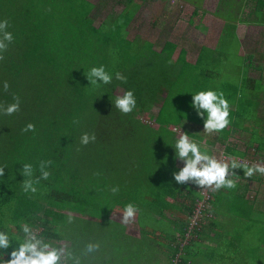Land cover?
Masks as SVG:
<instances>
[{
    "label": "trees",
    "instance_id": "16d2710c",
    "mask_svg": "<svg viewBox=\"0 0 264 264\" xmlns=\"http://www.w3.org/2000/svg\"><path fill=\"white\" fill-rule=\"evenodd\" d=\"M139 1L147 0H126L118 11L115 0H0V21L8 20L7 31L13 34L0 61V104L20 99L17 113L0 112V166L6 167L0 177V230L22 239L27 223L45 240H60L69 217H76L68 212L109 220L133 203L138 226L145 227L140 220L147 216L173 220L174 240L180 241L201 194L198 186L174 180L173 172L183 164L175 159L178 137L171 127L187 132L209 154L223 146L229 157L244 156L227 147L240 121L247 120L237 104L236 85L229 86L232 92L221 90L231 107V123L222 132H203L204 120L191 106L193 94L208 89L202 80L216 81V63L226 57L202 48L197 61L189 63L186 50L174 58L178 46L172 40L157 50L152 40L131 37ZM223 41L228 38L220 45ZM99 66L112 75L110 84H91L87 78ZM117 72L126 82L116 79ZM119 89L134 91L137 104L130 114L114 106ZM141 113L149 114V123L139 119ZM29 123L35 131H22ZM85 133H94L96 141L81 144ZM49 160L50 177L40 180L36 193H25L23 165L32 164L37 178L41 161ZM117 186L114 195L111 188ZM204 226L200 222L189 238ZM182 248L173 247L172 258Z\"/></svg>",
    "mask_w": 264,
    "mask_h": 264
},
{
    "label": "rangeland",
    "instance_id": "374dc122",
    "mask_svg": "<svg viewBox=\"0 0 264 264\" xmlns=\"http://www.w3.org/2000/svg\"><path fill=\"white\" fill-rule=\"evenodd\" d=\"M98 1V0H92ZM123 1V2H122ZM159 0L147 2H140L142 7L130 28V36H141L146 40H152L155 43L157 50H160L163 43L166 40H173L177 42L178 49L174 58L178 56L180 48H185L187 52V60L193 62L196 55H192L195 48H191L192 43L198 46L200 43L204 45L214 46L219 35L222 22L215 20L210 14L206 15H193V8H189L186 4H192L198 9L203 11L205 0H166L158 2ZM182 1V2H180ZM218 0H212L206 6L208 10H215ZM118 2V3H117ZM125 0H115L113 4L116 10L122 9V4ZM146 2V3H145ZM186 4H184V3ZM240 3L231 2V0H223L220 7V16L226 17L227 23H233L239 21V23L245 22L247 15H239L238 12H233V8L240 9ZM257 29V28H256ZM255 28H249L248 31L240 37L243 40L242 55H240V42L239 39L233 38V30L227 29L223 38H228L222 42L217 52H220L224 59L219 60L216 63V81L203 79L202 83L209 90V86L212 85L213 90H225L226 93L232 92L229 87L231 85H237L246 77L248 65L252 63L251 50L254 48V41H260L263 38L257 34ZM239 33H244L242 29ZM206 34L208 36H206ZM264 41V39H263ZM259 47V46H258ZM257 49V47H255ZM224 54V56H223ZM249 73V70H248ZM213 82L212 84H210ZM123 94L122 90H118V96ZM157 112V108L154 109L151 114L154 115ZM139 119L149 123V114L141 113ZM251 118H247L250 121ZM251 129V126H250ZM171 130L175 132L176 136L182 132L181 129L171 127ZM254 142L259 140L260 135L254 132ZM232 141L230 145L232 148H237L236 145L242 142L243 136L235 135L231 137ZM229 144V143H228ZM227 144V146H228ZM242 147L241 145H239ZM245 151L247 148L242 147ZM248 151V150H247ZM250 152V151H248ZM221 153L225 154V148L223 146L217 147L211 150L210 155H216L219 157ZM239 161V160H237ZM72 216H76L71 222L67 221L66 226L61 230L63 231V238L60 240L50 238L49 242L54 244L66 243L75 256L80 258L82 264H183L182 260H187V243L191 242L193 238H183L180 241L174 240L171 244V248L179 246L182 248V252L177 257L172 258L173 251L168 252V241L175 233V227L173 226V220H169L163 217L150 218L149 216L140 220V224H145L146 231L136 230L131 225H124L122 223L123 212L114 211L111 219H90L88 217H82L75 213H67ZM82 217V218H80ZM88 219V220H87ZM136 219V218H135ZM135 232L138 235H135ZM160 233V235H155ZM100 243V249L95 253H90L87 256H81V253L85 249L88 243ZM186 245V246H185ZM173 246V247H172ZM166 249V250H165ZM181 251V250H180ZM171 254V257H170ZM204 252L199 254L198 260L193 264L203 263ZM202 258V259H200ZM69 264H75V261H69Z\"/></svg>",
    "mask_w": 264,
    "mask_h": 264
},
{
    "label": "crops",
    "instance_id": "0c3cea01",
    "mask_svg": "<svg viewBox=\"0 0 264 264\" xmlns=\"http://www.w3.org/2000/svg\"><path fill=\"white\" fill-rule=\"evenodd\" d=\"M163 1L166 0H159L158 2ZM209 2H212V0L204 1L203 11L192 4L183 2L189 8H193L194 16L199 15V13L201 15L210 14L215 20L222 22L214 46L204 45V43L196 46L192 43V46L189 47L195 48V50L191 54L196 56L193 62H189L186 58L187 62L195 63L202 48H208L209 50L219 49L222 36L230 25L234 26V34L236 39H239L241 46L240 55H242L243 49V40H241L240 35H244L249 28H257V34L264 39V11H260L261 9L264 10V0H231V2L241 4L240 9L233 8V12H238V18L239 15L248 16L243 23H239V21L227 23L226 17L220 16L219 12L221 11L220 7L223 0L217 1L214 11L206 9ZM240 29L244 33H239ZM206 36L208 35L206 34ZM263 39L254 41L255 46L251 50V55H256V57H252V63L246 67L249 70V75L235 86L236 90L240 92L237 104L241 103L242 105V115L251 119L250 121L241 120L232 137L239 135L243 136L244 140L236 145L237 148H232V145H230L231 138L227 146L230 149L238 150V154L244 155L242 158L234 157L235 159L247 162L250 165L253 163H264ZM180 49L185 50L183 47ZM187 52L189 53V51H186V56ZM243 83H246L249 87L244 88ZM254 132L260 135L259 140L255 142ZM239 145L247 148L250 152L245 151ZM217 147L220 146H216L215 149ZM223 148H225V155L227 156L226 147ZM235 171L237 176L232 178L236 181V187L234 189L222 188L219 191H214V198L207 211L208 216L204 229L200 235H197L191 242L187 243V260L184 259L183 264H193L194 261L198 260L199 254L203 252V259L200 258L203 260L202 264H264V175L257 173L249 178L245 177L243 169H236ZM174 222L173 226L175 227ZM129 225L136 230L146 231L137 225L136 219L134 223ZM176 230L175 227V233L168 241L169 253L172 251L171 244L174 241ZM135 235H138V233L135 232ZM155 235H160V233H155ZM167 264H170V262H167Z\"/></svg>",
    "mask_w": 264,
    "mask_h": 264
},
{
    "label": "clouds",
    "instance_id": "9594fccd",
    "mask_svg": "<svg viewBox=\"0 0 264 264\" xmlns=\"http://www.w3.org/2000/svg\"><path fill=\"white\" fill-rule=\"evenodd\" d=\"M9 27L8 20L0 21V61L4 60L3 53L7 51L8 45L13 41V34L7 31ZM116 79L126 82L127 78L121 73L115 74ZM87 78L92 83L102 82L110 84L112 75L109 74L104 66L93 67L87 74ZM9 84L4 82V90L7 91ZM14 103L7 106L0 104V112L6 115H12L20 110V99L14 97ZM136 98L134 91L129 90L122 96H117L114 106L123 114L127 115L136 108ZM191 106L196 110L198 116L204 120V131L211 135L222 132L230 123L231 107L229 101L225 98L223 91L202 90L193 94ZM75 122V121H74ZM24 132L35 131V125L29 123ZM96 141V135L85 133L81 137V144L87 145ZM175 159L182 162L183 167L173 172L174 180L179 184H194L200 189L219 191L222 188L234 189L236 181L232 178L237 176L236 169H243L245 177H252L259 173L264 175V163H253L237 161L234 157H219L210 155L202 146L187 132H181L174 144ZM53 162L41 161L39 170L40 177H34V168L32 164L26 163L21 170L25 179L22 182V190L25 193H36V185L40 180H47L51 173L47 169ZM5 166H0V177L5 174ZM115 195L119 192V187L111 188ZM139 211L138 206L128 203L122 214V223L129 225L135 222V217ZM73 217H69L71 222ZM23 238L18 239L7 229L0 230V264H69L74 260L75 264H82L80 258L76 257L66 243L54 244L46 241L40 234L39 229H34L27 223L22 224ZM17 246L13 248V242ZM13 248L10 258L5 259L6 250ZM100 249V243H88L81 253V256H87Z\"/></svg>",
    "mask_w": 264,
    "mask_h": 264
},
{
    "label": "built area",
    "instance_id": "2783aa9c",
    "mask_svg": "<svg viewBox=\"0 0 264 264\" xmlns=\"http://www.w3.org/2000/svg\"><path fill=\"white\" fill-rule=\"evenodd\" d=\"M212 190L208 189H200L201 197L195 202L193 208V214L191 215V222H189L188 230L189 232L186 234V238L193 236V231H197L200 229V222L206 221L207 218V210L209 207V202L213 195ZM180 254H177V259L179 258Z\"/></svg>",
    "mask_w": 264,
    "mask_h": 264
}]
</instances>
